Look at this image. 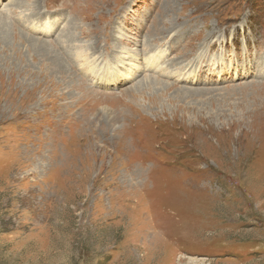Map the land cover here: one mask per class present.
<instances>
[{
	"label": "rangeland",
	"instance_id": "1",
	"mask_svg": "<svg viewBox=\"0 0 264 264\" xmlns=\"http://www.w3.org/2000/svg\"><path fill=\"white\" fill-rule=\"evenodd\" d=\"M21 1L0 0V264H264V0Z\"/></svg>",
	"mask_w": 264,
	"mask_h": 264
},
{
	"label": "bare ground",
	"instance_id": "2",
	"mask_svg": "<svg viewBox=\"0 0 264 264\" xmlns=\"http://www.w3.org/2000/svg\"><path fill=\"white\" fill-rule=\"evenodd\" d=\"M15 1V0H14ZM35 2V0H29V2ZM18 4V3H17ZM33 4V3H32ZM35 4V3H34ZM23 6L25 9H29V7H31V4L27 3L26 1L23 2V0L21 1L20 3V6ZM36 6V5H35ZM33 5V11H36V7ZM22 10V9H21ZM20 10V11H21ZM29 11H31L29 9ZM35 13V12H34ZM21 14V13H20ZM37 15V14H36ZM35 15V16H36ZM47 16V15H46ZM26 19V18H25ZM32 24V23H31ZM45 21H44V25H45ZM41 26V25H40ZM4 27H5V24L3 22V19L0 17V33H2V35H4L5 37H7L6 33L4 32ZM41 28V27H40ZM43 28V27H42ZM50 29V28H49ZM75 30H68L67 31V28L62 30V32L60 33L59 35V38H57V40L54 42L55 45H59V50H65V48H67L65 51L69 50V45H72L74 43H77V39L75 37ZM78 33V32H77ZM77 35V34H76ZM80 37V36H79ZM7 40V39H5ZM2 41V40H1ZM9 43V42H8ZM6 42V45L8 44ZM80 43V42H79ZM35 46H36V51H37V54L40 55L43 59L44 58H47L48 61H50V64L55 66L56 70L58 71H64L65 70V65L63 64V58L62 56H60V54H57V53H53V51L49 48V46L46 44V43H39V42H35L34 43ZM83 45V44H82ZM120 46L119 42H117V48ZM14 47V46H13ZM75 47V46H74ZM78 47V46H77ZM76 47V48H77ZM86 48V47H84ZM71 49V48H70ZM73 49V48H72ZM120 49V48H119ZM64 51V52H65ZM118 51L120 50H117L116 53H118ZM84 52H86V49L85 51H83L82 49H74L72 52H70V54L75 58V60H80V59H83L85 60L86 58V54H84ZM69 53V52H68ZM144 53V52H143ZM146 57V61H147V65H152L154 67H161V64L163 62L162 60V56L163 54L161 52H158L154 49H149V51L147 53L144 54ZM90 56V55H89ZM88 56V58H89ZM94 57V56H93ZM92 57V59H93ZM108 57V56H107ZM103 59V58H102ZM120 59V58H119ZM87 60V59H86ZM68 61V60H67ZM98 61V60H97ZM96 61V63H97ZM86 62V61H85ZM95 62V61H94ZM93 62V63H94ZM65 63V62H64ZM70 63V62H69ZM95 63V64H96ZM103 63V62H102ZM130 63V62H129ZM142 63V62H141ZM144 63V62H143ZM82 64V62H81ZM87 65H89L88 67H90L91 65L89 63H87L86 65H83L84 67H87ZM98 65V64H97ZM132 65V64H131ZM95 66V65H94ZM107 67V66H106ZM97 68V67H96ZM102 69V68H101ZM130 69V68H129ZM126 71V70H125ZM61 73V72H60ZM64 73V72H63ZM154 80V78H152ZM115 81V80H114ZM161 82V81H160ZM159 82V83H160ZM152 85H155V86H158L160 85L159 83L157 82H150ZM162 83V82H161ZM161 86V85H160ZM179 92V91H178ZM183 92V91H181ZM185 93V92H184ZM183 96V95H182Z\"/></svg>",
	"mask_w": 264,
	"mask_h": 264
}]
</instances>
